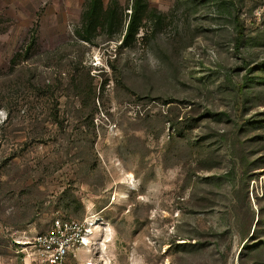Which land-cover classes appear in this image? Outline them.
<instances>
[{"label": "rangeland", "instance_id": "rangeland-1", "mask_svg": "<svg viewBox=\"0 0 264 264\" xmlns=\"http://www.w3.org/2000/svg\"><path fill=\"white\" fill-rule=\"evenodd\" d=\"M87 3L0 0V264L56 218L64 264H264V0H146L127 46Z\"/></svg>", "mask_w": 264, "mask_h": 264}, {"label": "trees", "instance_id": "trees-1", "mask_svg": "<svg viewBox=\"0 0 264 264\" xmlns=\"http://www.w3.org/2000/svg\"><path fill=\"white\" fill-rule=\"evenodd\" d=\"M115 7V5L114 7H105L103 0H88L86 9L82 13L80 29L76 31L77 38L91 44L98 30H105L110 34L117 30L119 36L122 37L121 45L127 46L137 34L142 13L146 7V0H133L130 8L131 13L128 18L123 20L119 19ZM125 22H127L126 26ZM241 37L240 34L238 41Z\"/></svg>", "mask_w": 264, "mask_h": 264}, {"label": "built area", "instance_id": "built-area-1", "mask_svg": "<svg viewBox=\"0 0 264 264\" xmlns=\"http://www.w3.org/2000/svg\"><path fill=\"white\" fill-rule=\"evenodd\" d=\"M84 224L69 220L55 219L50 231L35 237L32 249L41 264H64L79 247L85 238Z\"/></svg>", "mask_w": 264, "mask_h": 264}, {"label": "bare ground", "instance_id": "bare-ground-1", "mask_svg": "<svg viewBox=\"0 0 264 264\" xmlns=\"http://www.w3.org/2000/svg\"><path fill=\"white\" fill-rule=\"evenodd\" d=\"M100 220H98V221H95V222H93V220L92 221H90V222H88V224H87V227H88V231H87V234H86V237H88L89 235H90V229H92V228H94V227H96L97 225H99V222ZM95 242V241H94ZM88 244V242L85 240L84 241V245H87ZM93 245V244H92ZM94 246V245H93ZM93 248V247H92ZM95 248V247H94ZM94 250V249H93Z\"/></svg>", "mask_w": 264, "mask_h": 264}]
</instances>
